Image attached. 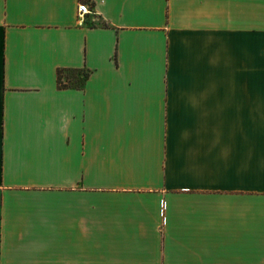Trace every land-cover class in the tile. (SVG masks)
<instances>
[{"label":"crops","instance_id":"0c3cea01","mask_svg":"<svg viewBox=\"0 0 264 264\" xmlns=\"http://www.w3.org/2000/svg\"><path fill=\"white\" fill-rule=\"evenodd\" d=\"M79 1L0 0V264H264V0Z\"/></svg>","mask_w":264,"mask_h":264},{"label":"trees","instance_id":"16d2710c","mask_svg":"<svg viewBox=\"0 0 264 264\" xmlns=\"http://www.w3.org/2000/svg\"><path fill=\"white\" fill-rule=\"evenodd\" d=\"M88 72L76 67H58L57 84L59 87H66L71 84H82Z\"/></svg>","mask_w":264,"mask_h":264},{"label":"built area","instance_id":"2783aa9c","mask_svg":"<svg viewBox=\"0 0 264 264\" xmlns=\"http://www.w3.org/2000/svg\"><path fill=\"white\" fill-rule=\"evenodd\" d=\"M92 11V6L87 1L81 0L77 4V19L80 23L85 21V14ZM164 202H162V209Z\"/></svg>","mask_w":264,"mask_h":264}]
</instances>
